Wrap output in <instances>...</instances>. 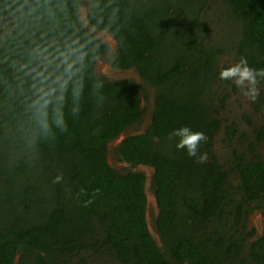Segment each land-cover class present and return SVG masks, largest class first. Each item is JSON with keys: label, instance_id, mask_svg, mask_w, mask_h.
<instances>
[{"label": "trees", "instance_id": "16d2710c", "mask_svg": "<svg viewBox=\"0 0 264 264\" xmlns=\"http://www.w3.org/2000/svg\"><path fill=\"white\" fill-rule=\"evenodd\" d=\"M208 2L89 4V24L118 44L113 68L135 70L155 90L148 129L116 153L154 171L159 246L147 174L108 163V145L141 118V84L96 73L109 46L81 22L82 0H0V264H68L81 252L121 264H264V235L244 251L255 232L244 233L248 211L264 204V126L248 143L251 160L220 163L214 147L232 80L220 78L225 44L200 32ZM223 2L240 26L239 62L264 69V0ZM256 81L264 93V77ZM182 127L207 137L195 157L177 148Z\"/></svg>", "mask_w": 264, "mask_h": 264}, {"label": "rangeland", "instance_id": "374dc122", "mask_svg": "<svg viewBox=\"0 0 264 264\" xmlns=\"http://www.w3.org/2000/svg\"><path fill=\"white\" fill-rule=\"evenodd\" d=\"M83 5L80 9V18L84 26H87L93 31L95 37L101 43H106L109 46V52L101 57L96 65V73L108 79H136L141 84L142 104L141 118L137 124L122 133L117 139L108 145V163L119 173L132 171H143L147 174L146 193L150 201L148 202L147 218L149 227L157 234V244L162 246L159 234L156 229L155 218L158 216L157 209L154 204L155 192L152 186L153 170L146 166H131L119 158L116 149L123 139L128 136L143 134L148 129L152 121L154 111V93L152 86L142 82L139 74L135 70L131 72H118L113 68L111 59L116 54L115 47L118 46L114 37L108 31H98L89 24V4L92 0H82ZM200 32L206 38V42L212 44H225L227 51L222 55L218 64L220 71L234 66L239 62L234 47L240 39V26L235 16L226 7L223 0H209L204 8V14L201 18ZM3 39V34L0 32V41ZM117 45V46H116ZM118 50V49H117ZM119 70V69H118ZM226 92V106L222 112L224 120L223 130L217 136L215 142V153L220 163L228 169L234 168L236 155L246 153V156L251 160L252 156L248 154L249 142L255 141L256 131L264 126V93L261 87L256 82L254 91L245 94L249 91L248 88L241 89L237 87L232 80V84L228 85ZM262 97V98H260ZM232 127L237 131L233 140L226 137L225 129ZM261 150V148H260ZM252 210L249 212L245 222V234L248 235L245 241L244 251L247 255L248 248L251 243L257 238L264 235V204L252 205ZM20 257L18 256L16 263L19 264ZM68 264H121L108 253L96 255L93 252H81L72 257Z\"/></svg>", "mask_w": 264, "mask_h": 264}, {"label": "clouds", "instance_id": "9594fccd", "mask_svg": "<svg viewBox=\"0 0 264 264\" xmlns=\"http://www.w3.org/2000/svg\"><path fill=\"white\" fill-rule=\"evenodd\" d=\"M257 75L264 77V69L254 70L247 65L246 59H242L240 63L223 69L220 72V78L222 80H233L237 87L241 89L248 88L249 91L245 94H249L254 91ZM66 130V129H65ZM172 136L180 137L177 144L179 149H187L188 155L191 157L197 156L199 145L202 141H206L207 137L203 132L192 131L189 127H182L174 130ZM171 138V137H170ZM207 155L203 154L199 157L200 162H206ZM61 177H57L56 181L59 182Z\"/></svg>", "mask_w": 264, "mask_h": 264}, {"label": "water", "instance_id": "95a60500", "mask_svg": "<svg viewBox=\"0 0 264 264\" xmlns=\"http://www.w3.org/2000/svg\"><path fill=\"white\" fill-rule=\"evenodd\" d=\"M117 72H121L122 70H116ZM147 199H148V202L150 201V199L148 198V196H147ZM154 204H155V207H156V209H157V212H158V214H159V208H158V203H157V200H156V197H155V199H154ZM148 206V205H147ZM148 208V207H147ZM147 222H148V218H147ZM148 229H149V231H150V233H151V235H152V237L156 240V241H158V237H157V234L156 233H154L153 231H152V229L149 227V224H148ZM16 263V262H15Z\"/></svg>", "mask_w": 264, "mask_h": 264}, {"label": "flooded vegetation", "instance_id": "af4514ba", "mask_svg": "<svg viewBox=\"0 0 264 264\" xmlns=\"http://www.w3.org/2000/svg\"><path fill=\"white\" fill-rule=\"evenodd\" d=\"M117 46V45H116ZM117 49H118V46L117 47H115V51H117ZM122 72H131V70H123ZM118 73V72H117Z\"/></svg>", "mask_w": 264, "mask_h": 264}]
</instances>
